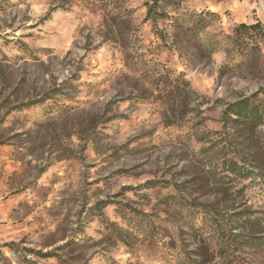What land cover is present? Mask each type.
I'll return each mask as SVG.
<instances>
[{
	"label": "rangeland",
	"instance_id": "rangeland-1",
	"mask_svg": "<svg viewBox=\"0 0 264 264\" xmlns=\"http://www.w3.org/2000/svg\"><path fill=\"white\" fill-rule=\"evenodd\" d=\"M151 4L0 0V264H264V0Z\"/></svg>",
	"mask_w": 264,
	"mask_h": 264
},
{
	"label": "trees",
	"instance_id": "trees-1",
	"mask_svg": "<svg viewBox=\"0 0 264 264\" xmlns=\"http://www.w3.org/2000/svg\"><path fill=\"white\" fill-rule=\"evenodd\" d=\"M161 1L162 0H152V4L148 6L147 14H150L153 11L154 6L157 5L158 3H161ZM243 27H246V25L244 23H240L235 27L234 30L235 32H240ZM253 27L263 29L264 31V26L260 22H256L255 24H253Z\"/></svg>",
	"mask_w": 264,
	"mask_h": 264
}]
</instances>
